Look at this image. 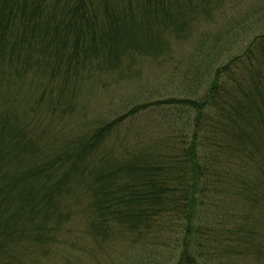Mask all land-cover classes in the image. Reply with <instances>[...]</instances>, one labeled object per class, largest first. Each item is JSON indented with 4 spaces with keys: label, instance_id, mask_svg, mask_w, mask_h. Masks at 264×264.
I'll return each mask as SVG.
<instances>
[{
    "label": "trees",
    "instance_id": "16d2710c",
    "mask_svg": "<svg viewBox=\"0 0 264 264\" xmlns=\"http://www.w3.org/2000/svg\"><path fill=\"white\" fill-rule=\"evenodd\" d=\"M127 1L0 0V264H97L120 242L145 255L126 264H264V32L200 34L183 72L182 7ZM158 8L161 27L134 14ZM161 62L182 79L171 97L87 109L91 86L127 91ZM161 107L182 126L114 154Z\"/></svg>",
    "mask_w": 264,
    "mask_h": 264
},
{
    "label": "rangeland",
    "instance_id": "374dc122",
    "mask_svg": "<svg viewBox=\"0 0 264 264\" xmlns=\"http://www.w3.org/2000/svg\"><path fill=\"white\" fill-rule=\"evenodd\" d=\"M114 1L119 3L121 0ZM130 1L133 5L136 4V0ZM127 2V0H123L125 5ZM190 2L195 7L192 11H190ZM160 5L166 6L168 9L170 6L171 11H175V7L178 5L182 7L179 12H183L184 15L179 14L178 21L185 23L183 32L189 33L191 37L189 36L188 40L181 45L177 41L169 43L175 54L177 69L181 68L183 72L190 70V62H194L193 57L187 56L194 49L191 44L196 45V39L200 34L211 33L212 36H221L222 33L227 32L232 37V41L235 36L242 34L264 32V0H160ZM149 13L154 16L134 12L136 16L140 15L144 20H156V22L151 21V28H156L157 21H159L158 26L161 27L163 23H166L168 14H171V12L164 14L161 8ZM209 18L210 20H208ZM161 63L163 66L161 65L158 71L154 69V64L144 63L141 74L137 78L124 82L127 84L125 87H128L127 91L119 88L118 90L113 89V87L102 91L95 85L91 86L94 87L93 90L84 94V98H88L87 102L90 103L87 109H91V113L97 109L102 111L110 109L113 112L112 115H115L114 113L124 110L123 105L127 97H135V99L136 96H140L141 99L153 96V99L158 96L171 97L172 91L180 86L182 79L178 74L169 76L168 73L173 70V66L170 63ZM98 101L100 104L95 107ZM171 110H168L167 107H161L154 112L147 110L127 120L123 129L128 133H120V140L111 143L113 145L110 148L113 149L114 154L126 158L131 152L138 153L140 148L153 150L156 146L155 139L166 131L165 127L175 125L180 128L182 126V121L179 120L183 117L176 119L174 111ZM98 251L96 253L97 264H126L129 261L130 263L137 262L145 258V255L136 254L137 250L132 251L131 248H127L123 242H120L116 247L108 246L98 249ZM76 255H79L81 263L89 264L88 256L82 252L76 253ZM159 257L161 263L162 254ZM55 260L58 263H63L64 259L57 256Z\"/></svg>",
    "mask_w": 264,
    "mask_h": 264
}]
</instances>
